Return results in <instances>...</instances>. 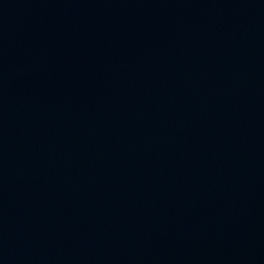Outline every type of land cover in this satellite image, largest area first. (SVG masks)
I'll use <instances>...</instances> for the list:
<instances>
[{
    "label": "water",
    "instance_id": "water-1",
    "mask_svg": "<svg viewBox=\"0 0 264 264\" xmlns=\"http://www.w3.org/2000/svg\"><path fill=\"white\" fill-rule=\"evenodd\" d=\"M0 264H264V0H0Z\"/></svg>",
    "mask_w": 264,
    "mask_h": 264
}]
</instances>
